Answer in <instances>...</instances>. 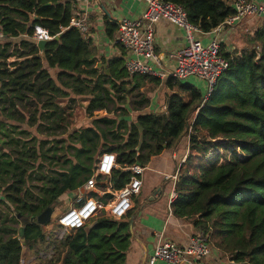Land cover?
Listing matches in <instances>:
<instances>
[{
    "label": "trees",
    "instance_id": "obj_1",
    "mask_svg": "<svg viewBox=\"0 0 264 264\" xmlns=\"http://www.w3.org/2000/svg\"><path fill=\"white\" fill-rule=\"evenodd\" d=\"M161 1L180 6L188 22L206 34L235 14L232 0ZM75 5L0 0V264H19L24 254L43 247L52 249L50 257L34 264H127L134 214L100 219L59 240L49 238L47 225L29 219L49 208L57 211L60 199L90 178L101 154L114 153L120 168L147 167L183 137L189 153L179 168L172 216L193 219L211 248L230 261L264 264V22L252 35L251 50L235 56L220 51L228 68L205 99L182 81L131 76L122 58L98 68L92 41L70 27L79 18ZM35 27L52 37L44 59L33 39ZM116 32L117 25H107L110 39ZM50 70L58 71L55 78ZM158 88L168 91L160 111L148 97ZM70 91L86 96L89 123L66 132L61 104ZM127 100L136 113L133 122L121 119ZM20 124L36 125L43 138ZM211 150L215 156H209ZM111 178L120 189L129 174L117 169ZM18 214L28 219L22 238Z\"/></svg>",
    "mask_w": 264,
    "mask_h": 264
},
{
    "label": "built area",
    "instance_id": "obj_2",
    "mask_svg": "<svg viewBox=\"0 0 264 264\" xmlns=\"http://www.w3.org/2000/svg\"><path fill=\"white\" fill-rule=\"evenodd\" d=\"M80 1L88 4L91 0ZM232 4L235 14L208 33L212 34L213 38L209 43L202 45L195 40L194 34L203 32L188 22L180 6L161 0H145V10L139 20H122L117 24L115 43L129 55L124 66L126 72L131 76H149L162 81L169 78L178 81L195 78L205 83V99H207L218 78L228 68V62L220 53L218 35L227 27L236 29L248 22L259 20L264 22V2L257 4L250 0H232ZM160 19H165L172 25L182 28L186 33L187 46L184 51L174 56L176 66L173 69H168L164 65L162 54L155 51V27ZM85 20V15L82 19H71L70 27L77 29L85 36L87 32ZM33 37L36 42L52 40L47 31L40 27H35ZM215 155L216 152L211 150L209 156ZM172 157L174 159V155ZM185 160H182L174 174L164 175L165 180L171 182L168 198L169 216H172L170 204L176 197L175 185L179 178V168ZM117 169L129 174L128 182L120 189L114 188L111 178L112 173ZM147 170L149 169L139 164L120 168L114 153L101 154L97 158L93 174L82 187L73 192L75 200L56 216L55 227L66 232H74L100 219L115 221L126 219L141 194L143 175ZM212 250L207 238L199 232L191 236L184 247L159 236L147 264L158 262L199 264L210 257ZM228 262L234 264L229 259ZM19 264H24L23 259Z\"/></svg>",
    "mask_w": 264,
    "mask_h": 264
},
{
    "label": "crops",
    "instance_id": "obj_3",
    "mask_svg": "<svg viewBox=\"0 0 264 264\" xmlns=\"http://www.w3.org/2000/svg\"><path fill=\"white\" fill-rule=\"evenodd\" d=\"M72 1H75L76 3L74 13L79 17L78 19H82L84 15L86 17L85 23L87 26V32L84 37H87L92 41L94 47V55L97 60V67L100 65V67L98 68H104L105 64L108 61L115 58H122L124 59V61H126L129 56L128 53H126L120 46L115 43L117 32L114 34V38L110 39L107 36V25H117L122 20H139L145 10V0H91L88 4H84L80 0ZM250 1L257 4H262L264 2V0ZM261 23L262 21L259 20L245 23L236 29H231L228 27L225 28L218 35V39L220 42V51L222 53L231 55L228 45L229 38L236 34L238 31L248 34L252 38L255 29ZM245 25H247L246 28H244ZM194 37L198 43L205 45L211 41L213 35L195 33ZM154 46L155 51L159 54H162L164 65L168 69H173L176 66V60L174 56L184 51L187 46L186 33L182 28L172 25L165 19H160L155 27ZM10 61L12 62L13 59H11ZM50 71L51 73L58 72L57 70ZM190 79L191 78L182 81V83L195 89H199L203 93H206V85L204 82L195 78H192L195 81H190ZM164 104L165 100L163 106L162 104H159V106H157V111H160L159 107L161 106L164 109ZM151 107H154L153 101H151ZM184 139L185 138H182L180 140L179 144L174 150L165 151L160 157L152 160L150 163H154L162 169H170L169 172L173 169L175 172L179 164L183 159H186L188 154V139H186V141H184ZM182 141L186 143L184 148L180 149V143ZM173 155L174 159L172 157ZM148 171L160 174L159 172H156L152 169H149L146 172ZM146 172L143 175L142 188V190L144 189V196L146 197L145 203L154 204L155 201L163 198L165 199L166 208L168 211V198L170 189H168V192L166 193L162 184L154 183L150 185L149 182L145 179ZM169 172L166 173V175H171ZM141 194L139 195V197L141 196ZM149 197L153 198L149 199ZM138 198L135 201L133 210L128 215V217H130L134 214V221L132 220L134 222V227L132 230L134 239L131 243V249L128 255L127 264H147L148 258L152 255L159 236H161L164 240H168L180 247H184L187 245L188 239L198 233V231L193 227V220L177 219L173 216H169V213L167 217L164 218L163 216L157 214L152 207H147L148 211L143 215L141 219L138 220L137 216L140 215L137 205ZM17 233L18 236H20L19 232ZM156 264L165 263L158 262ZM199 264L231 263L228 262V258L226 256H223L218 250L213 249L210 257L206 260H203Z\"/></svg>",
    "mask_w": 264,
    "mask_h": 264
},
{
    "label": "rangeland",
    "instance_id": "obj_4",
    "mask_svg": "<svg viewBox=\"0 0 264 264\" xmlns=\"http://www.w3.org/2000/svg\"><path fill=\"white\" fill-rule=\"evenodd\" d=\"M246 27H247V25L244 26V28H246ZM250 40H251L250 35L245 34L243 32H240V31H238L236 34L231 36L228 40L229 51H230L231 55H235V54L237 55L241 52L251 50ZM56 74H57L56 72H53L52 77L55 78ZM191 80H194V79L191 78L190 81ZM148 89H151V88L148 87ZM142 93H145V92H142ZM167 94H168L167 90L158 88L155 92L149 93L148 97L151 99V101L154 102V108H157V106H159V104L160 105L162 104V106H163V103H164V100L166 99ZM69 100H73V101L70 102ZM86 100H87L86 96L75 95L70 91L69 92V98L67 100H65L64 103L61 104V106L65 109V117H66V124H67V126L65 127L66 132H70L72 129L85 127L89 123V120L87 119V117L85 115V106L87 105ZM122 108L127 110V116H123V117H121V119L127 120L129 122H133L135 117H136V113L130 109L129 101L126 103V105L122 106ZM114 110H115V108H113V110H112L115 115L119 114V111H114ZM105 114H106L105 112H97L96 113V115H98V116H103ZM110 116H112V115H110ZM35 127H36V125L32 129H29L26 124H20V129L25 130V131L29 130L32 135L37 136L39 139L43 138L44 135L38 134L36 132ZM183 138H185L184 141H186L187 138L186 137H183ZM184 141H182L180 143V149L184 148L185 143H186V142L184 143ZM160 162H161V160H160ZM175 166H176V164H175ZM147 167L149 169L156 171V172H159L160 174H156V173H152V172L148 171L145 174V179L149 182L150 185H152L154 183L162 184L164 189H165V192L167 193L168 189H170L171 182L166 181L164 178V175H166V173H168L170 169H168V170L162 169V168L158 167L157 165H155L154 163L147 164ZM169 173L174 174V170L172 169ZM150 198H153V197H149V199ZM74 200H75V194H67V195L63 196L62 199H60L57 211L53 212L52 217L50 219V223L46 227H44V231L47 233V235H49V236L51 235L49 237L51 240H55V239L59 240V239L65 238L67 236L73 235V231L66 232V231L60 230L59 228H56L55 227V218L59 213L66 210L69 207V205H71L70 202H73ZM145 201H146V197L144 196V189H143L141 196L137 200V205H138L139 213H140V215L137 216L138 220L141 219L143 217V215L148 211L147 207H152V208H154V211L157 214L163 216L164 218L167 217L168 211L166 208L165 199L160 198L159 200L155 201L154 204L145 203ZM9 214L12 215V212ZM191 220H193V219H191ZM22 224H24V221H21L17 224V226H16L17 231L22 229L21 228ZM209 235H210V239H211L212 244L215 247H217L216 246V244H217L216 238L214 236H211L210 233H209ZM215 250H217V249L215 248ZM36 252L37 253L34 252L32 255L31 254L30 255L24 254V256L22 257L24 264H34V261H36L37 259H48L52 253V249L43 247V248L37 250Z\"/></svg>",
    "mask_w": 264,
    "mask_h": 264
},
{
    "label": "water",
    "instance_id": "obj_5",
    "mask_svg": "<svg viewBox=\"0 0 264 264\" xmlns=\"http://www.w3.org/2000/svg\"><path fill=\"white\" fill-rule=\"evenodd\" d=\"M59 37H56L55 39L57 40ZM48 42L47 41H38L36 46L37 48L39 49L40 51V54H41V57L42 59H44L45 57V46ZM100 67V65L98 66ZM106 74H108V71H106ZM159 191V189H158ZM52 210L49 208V209H46L41 215H39L38 217H35V218H31L29 219L30 222H35L37 223L38 225H48L50 223V219L52 217ZM17 219L20 220V221H27L28 219L24 216H20L19 214L17 215ZM132 223L133 221L131 220L130 221V229H132ZM96 225V222H93L91 223L89 226H88V229H91L93 228V226ZM19 237L22 238L23 236V228L20 229L19 231Z\"/></svg>",
    "mask_w": 264,
    "mask_h": 264
}]
</instances>
